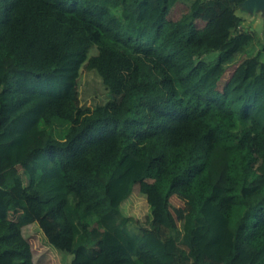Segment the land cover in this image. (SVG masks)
Wrapping results in <instances>:
<instances>
[{
	"label": "trees",
	"instance_id": "1",
	"mask_svg": "<svg viewBox=\"0 0 264 264\" xmlns=\"http://www.w3.org/2000/svg\"><path fill=\"white\" fill-rule=\"evenodd\" d=\"M242 3L0 0V264H36L25 229L46 218L71 264H264V46ZM136 187L145 219L122 211Z\"/></svg>",
	"mask_w": 264,
	"mask_h": 264
},
{
	"label": "rangeland",
	"instance_id": "2",
	"mask_svg": "<svg viewBox=\"0 0 264 264\" xmlns=\"http://www.w3.org/2000/svg\"><path fill=\"white\" fill-rule=\"evenodd\" d=\"M186 11L187 6L185 4H177L172 9L169 19L171 21H176ZM237 14L245 21V26L251 27V29L260 36V42L255 47L256 50H253V54H255L264 46V11L252 13L241 8L238 10ZM197 25L199 28H203L205 23L198 21ZM92 54H94V51ZM228 69L223 84L229 76L230 68L228 67ZM104 93H106V89L98 73L93 70L86 71L84 69L79 86V99L81 105L92 106L94 102L92 98H101ZM232 157L234 173L238 177L242 176L245 172L247 173L246 177L250 179L256 178V171L252 165L253 157L250 152H234ZM19 171L22 173L21 168H19ZM23 179L27 186V197L34 200L36 198L35 193L28 187V181L25 176ZM191 208V199L185 198L179 194L173 196L168 203V209L175 224H178L180 218L190 212ZM122 211L126 216H132L138 219H145L149 216L150 209L147 200L141 195L137 187L134 189L129 199L122 205ZM25 235L32 246L36 264H71L73 257L67 253V251L70 250L71 239L61 232L51 219H43L28 227L25 229Z\"/></svg>",
	"mask_w": 264,
	"mask_h": 264
},
{
	"label": "water",
	"instance_id": "3",
	"mask_svg": "<svg viewBox=\"0 0 264 264\" xmlns=\"http://www.w3.org/2000/svg\"><path fill=\"white\" fill-rule=\"evenodd\" d=\"M236 1V0H232ZM242 7L243 9L255 13L258 11H264V0H242Z\"/></svg>",
	"mask_w": 264,
	"mask_h": 264
}]
</instances>
